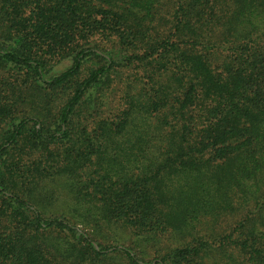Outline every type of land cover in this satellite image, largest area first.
<instances>
[{"label": "trees", "instance_id": "obj_1", "mask_svg": "<svg viewBox=\"0 0 264 264\" xmlns=\"http://www.w3.org/2000/svg\"><path fill=\"white\" fill-rule=\"evenodd\" d=\"M0 264H264V0H0Z\"/></svg>", "mask_w": 264, "mask_h": 264}]
</instances>
